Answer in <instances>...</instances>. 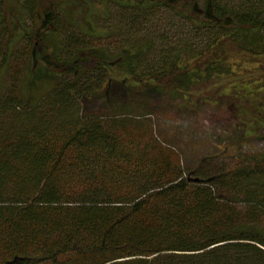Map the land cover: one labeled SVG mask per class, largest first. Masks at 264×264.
<instances>
[{"label": "trees", "instance_id": "1", "mask_svg": "<svg viewBox=\"0 0 264 264\" xmlns=\"http://www.w3.org/2000/svg\"><path fill=\"white\" fill-rule=\"evenodd\" d=\"M121 1L144 16L168 9L214 34L201 48L173 47L148 71V42L116 55L85 47L68 59L56 28L65 0L26 1L32 63L27 57L12 73L23 84L0 95V264H264V153L234 167L186 168L154 135L147 97L114 102L108 83L99 92L85 80L121 66L136 83L131 90L190 96L226 72L233 52L264 62V7ZM8 19L0 76L11 58ZM92 97L104 101V113H84Z\"/></svg>", "mask_w": 264, "mask_h": 264}, {"label": "rangeland", "instance_id": "2", "mask_svg": "<svg viewBox=\"0 0 264 264\" xmlns=\"http://www.w3.org/2000/svg\"><path fill=\"white\" fill-rule=\"evenodd\" d=\"M3 1L5 16L10 19L3 17L0 7V40L8 19L12 24L7 43L12 50L9 52L11 60L6 66L7 71L2 69L0 76L2 96L24 82L23 74L14 79L12 73L23 71L27 57H31L28 50L30 41L25 36V29L30 31L32 25L25 8L27 0ZM219 2L236 10L264 7V0ZM205 5L204 0H199V9L205 11ZM56 28L63 47L62 55L68 59L73 58V52L77 49L99 48L116 55L125 46L139 47L148 42L153 47L151 53L146 55L142 67L145 71L156 68L161 58L167 57L173 47L188 42L201 48L214 34L213 30L196 29L193 24L168 9L161 8L152 15L144 16L121 0H65ZM1 46L2 41L0 49ZM47 50L49 54L52 51L51 48ZM34 63L42 65V57ZM103 75L93 71L84 76L88 83L84 79L81 82L91 84L99 92L108 83L109 99L114 102H133L137 98L147 97L154 135L180 153L186 168H201L203 163L211 164L212 167H234L247 158L264 153V62L260 59H249L233 52L226 72L217 79L201 83L192 90L190 96L158 88L131 90L129 87L135 88L136 83L121 66L110 67L109 73L105 77ZM65 78L73 82L72 75ZM60 80L54 78L55 83ZM83 110L85 114L104 113V101L98 97L87 99L83 102ZM141 115L142 111H133V116ZM235 255L231 253L230 256L234 258ZM59 264L69 262L61 259Z\"/></svg>", "mask_w": 264, "mask_h": 264}, {"label": "water", "instance_id": "3", "mask_svg": "<svg viewBox=\"0 0 264 264\" xmlns=\"http://www.w3.org/2000/svg\"><path fill=\"white\" fill-rule=\"evenodd\" d=\"M16 261H17V260H15V261H13V262H10V263H8V264H14Z\"/></svg>", "mask_w": 264, "mask_h": 264}]
</instances>
